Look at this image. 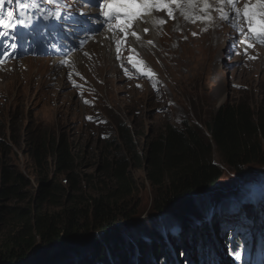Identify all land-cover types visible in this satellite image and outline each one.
<instances>
[{"label":"rangeland","instance_id":"1","mask_svg":"<svg viewBox=\"0 0 264 264\" xmlns=\"http://www.w3.org/2000/svg\"><path fill=\"white\" fill-rule=\"evenodd\" d=\"M204 1L207 7L211 5L209 0ZM245 1L250 2L251 5L255 0H238L236 9H232L228 5V12L233 11L230 21L221 20V15H219L220 17L213 18L215 22L206 27L201 28L199 26L201 30L208 29L212 32L215 30L222 31L225 25L229 32L225 36L218 35L213 39L211 50L208 51V53H211L208 58L209 63L204 58V53L202 57L197 54L200 47H197L194 52L195 47L191 43H186L182 47L181 45L178 46L180 50L178 54L181 58L163 55L169 47L175 45V42L178 45L177 40H180V42L186 41L187 37L185 32L182 31L181 25L185 18L192 16L191 14L182 13L180 17H177V14L172 17L163 16L164 22L157 25L155 23L156 26L144 31L140 37L141 43L139 42L137 48L139 50L134 55H132L133 52L130 54L129 45L125 40L119 43V50L117 49L114 54L106 53L104 42L100 44L95 41L90 42L92 44L89 43L87 50L90 51L91 56H88L87 60L82 51V55H78L77 62V66L95 86V89L88 93H76L75 89L66 82L62 69L59 66H52L53 61L49 59L50 56L48 55L35 57L28 54L21 57V55L11 53L0 55V164L18 171L27 180V185H23L21 188L20 196L1 203L19 207L29 206L30 202L33 201L31 198L36 186L35 177L52 172L49 164H46V167H38L30 158V153L25 151V146H14L11 140L23 141L22 139L26 137L25 133H27V137L33 135L44 139L46 146L49 147V138L55 136L57 132H63L73 145L72 152L77 164L76 173L81 181L79 190L82 193V198L94 193H102V190L105 192L111 186V179L109 175H106L109 167L104 164L110 161L114 155H116V158L124 155L130 164L129 175L133 178L135 186L132 193L120 202L128 203L126 208L133 206L132 203H136L139 205L138 207L141 206L137 215L138 218L134 219L136 221L134 231L149 230V227H153L155 220H161V215L151 222L147 220L153 217L152 214H154L150 213L149 206L156 189L146 179L143 164L138 165L137 159L133 157L132 150L130 147L125 146L124 138H120L118 130L119 115L122 114V118L128 123L130 134L133 132L136 134L137 141L134 143L140 148L137 150L139 156L143 155L147 143L151 139L159 137L167 125H175L180 128L185 124H189L191 127H199L205 131L203 122L213 116L226 102L230 104L247 102L255 112L260 111L264 119V61H253L257 48L264 54V44L259 43L252 36H248L247 43H242L245 40V34H247V23L242 17L241 20H238L240 16L236 18V10L242 11L246 4ZM238 5L241 6L238 7ZM221 8L223 10V6ZM158 11L163 12V4ZM235 18L240 27L244 29L245 34H242L237 27L238 25L234 23ZM145 26L143 25V28ZM172 28H175V31ZM153 36L154 39H152ZM205 38L207 36L202 39ZM138 39L136 38V40ZM249 44L251 47L248 46ZM143 45L148 46L149 50L144 52L146 49H142ZM110 48L109 46L107 50L112 51ZM137 53L141 56L140 60L145 65L133 58ZM24 54L26 53L22 55ZM197 55L198 60L196 59ZM91 57H93V60ZM129 57H132L131 62H129ZM16 60H18L20 70L15 71L14 68L2 69L1 65L3 63L7 62L6 65L10 66ZM250 61H253L254 64H250ZM145 76L164 79L165 81L163 80L161 85L164 90L161 91L150 78H145ZM104 77H106L105 81L103 80ZM143 78L149 81L145 84L146 86L139 81ZM28 81L30 82L28 83ZM44 93H46V97ZM55 93H62L64 96L55 98ZM260 113H256L255 120H260ZM106 141H108L107 144ZM212 156L214 161H219V157L215 152ZM47 160L45 162L50 163L49 157ZM244 164L245 166L242 168L244 174H249L247 177L259 179L247 183L243 186L244 189L261 190L262 186L258 184L263 183L260 174H264V143L261 145L258 158ZM231 176L237 177L232 170H224V179ZM54 177L51 176L50 179H54ZM59 177L64 178V175H59ZM48 179L47 177L46 180ZM66 192L70 195L79 194ZM262 198H264L263 195ZM260 199L254 196L251 203L254 204ZM61 201L63 202V196ZM263 204L264 199L260 200L258 205L260 206L262 218L264 217ZM80 205L85 208L86 212V205ZM232 206H223L220 208L223 211L219 210L218 214L208 215L202 220L209 216H214L215 219L225 218L226 223L232 225L233 231H239L241 223L245 225L251 223V220L258 214H256L258 210L254 209L252 211L250 204L243 207L241 204L235 203ZM44 207L48 209L45 210L48 212L58 210V206L45 205ZM226 208L229 209L225 211ZM241 215L246 218L243 216L241 219ZM9 218L11 219L10 223H5L1 227L0 238L6 229L13 226L15 218L14 216ZM140 223L144 226H141ZM173 224L175 223L168 226ZM211 229L213 233V228ZM178 232L181 233L178 234ZM178 232V238L184 237L183 242H185V245L181 243L180 239H177L180 248L183 249L189 261L199 259L202 260V264H212L210 258L215 261L217 258L215 252H211V254L204 257L199 253L202 243L195 245L196 238H199L200 241L204 239L203 241L208 244L207 234L202 239L200 234L192 228L187 237L183 235L182 229ZM212 233L210 232L212 237H218L217 235L213 236ZM224 233L225 235L228 234L223 232L220 236H223ZM242 236L240 235V237ZM210 240L214 242L212 238ZM222 246L224 248V245ZM226 248L228 252H225L224 255L230 252L229 245ZM220 250L225 249L217 251ZM166 251L165 256L173 258L171 255L174 252L173 247L168 248L167 246ZM176 251H179V248ZM84 254L83 252L81 255L69 257L64 262L75 260ZM142 255L144 256V254ZM190 255H194V258L192 259ZM66 257L68 256L63 258ZM112 260L115 261L113 258ZM46 261L44 260L38 264L64 263L58 261L55 257L51 258L50 261ZM147 261L150 260L147 259ZM106 262L108 263L109 260H106ZM219 263L227 264L223 258L219 259ZM161 264H163V261Z\"/></svg>","mask_w":264,"mask_h":264},{"label":"trees","instance_id":"2","mask_svg":"<svg viewBox=\"0 0 264 264\" xmlns=\"http://www.w3.org/2000/svg\"><path fill=\"white\" fill-rule=\"evenodd\" d=\"M256 113L259 114L260 111L255 112L247 102H226L203 122L205 131L189 124L180 128L167 125L159 137L147 143L142 157L137 152L140 148L134 143L137 141L135 132L130 134L129 125L120 114V138H124L125 146L130 147L138 165L143 164L146 179L156 189L149 210L157 215L147 220L151 222L157 219L158 213L166 209L171 215H186L198 204L195 201V190L215 182L222 175V167L238 170V166L258 158L264 143V119L260 113V120H255ZM25 134L23 141L12 139L13 145L25 146V151L30 153V158L38 167L49 164L52 172L35 177L36 186L31 198L33 201L29 206H10L1 202L20 196L21 188L27 185V180L18 171L0 164V230L5 223H10L9 217L15 218L13 226L6 229L0 238V264H20L37 259L54 245L63 247L77 244L88 234L82 251L71 255L56 254L54 257L64 262L67 258L84 252V255L63 264H155V261L165 259L167 246H172L174 256H167L165 260L171 264L175 260L181 264H189L190 261L178 241L180 239L185 245L184 237L178 238L177 232L182 229L185 237L191 232V228L196 233L201 229L205 232L206 224L202 218L211 215L206 205L196 217L168 224H158L155 220L153 227L148 226L149 230L134 231L136 221L131 220L139 214L141 206L132 203L133 206L126 208L128 203L120 202L132 193L135 186L129 175L130 164L124 155L121 154L119 158L114 155L104 164L109 167L106 175L111 179V186L105 192L102 190V193L82 198L71 140L63 132H57L49 138L47 147L44 139L33 135L27 137V133ZM214 152L219 161L213 160ZM48 157L50 163L45 162ZM59 175H64V178ZM51 176H55L54 179H50ZM262 185L264 186V182ZM66 191L79 194L70 195ZM244 193L246 191L234 195L236 200L231 198L230 206L241 200ZM80 204L86 205V212ZM45 205L58 206V210L45 211L48 210ZM218 212L219 210L214 209L213 214ZM226 221L225 218L215 219L211 228L226 232L229 227L224 226ZM172 223L175 224L168 226ZM195 224L198 225L193 226ZM222 225L223 228H220ZM177 248L179 251H176ZM64 256L68 257L63 258Z\"/></svg>","mask_w":264,"mask_h":264},{"label":"clouds","instance_id":"3","mask_svg":"<svg viewBox=\"0 0 264 264\" xmlns=\"http://www.w3.org/2000/svg\"><path fill=\"white\" fill-rule=\"evenodd\" d=\"M13 1L14 0H9L6 6L3 3L0 4V21H2L0 22V33H5V35H0V55L4 53L18 54L21 55V57L27 54L32 57L48 55L50 56L49 59L53 61L52 66H59L62 69L66 82L75 89L76 93H88L95 89V86L92 85L88 76L77 66L78 55L82 51L86 55V58L91 56L89 50L84 51L85 48L88 49L90 42H99V40L102 39L106 41V43L104 42L105 44L111 46L114 54L119 47V43L125 40L129 45L130 54L133 52L132 55H134L139 47V45H135V42L141 40L140 37L144 31L165 21L164 15L158 13L157 9H152L151 11L139 12V16L132 20L131 25L126 27L125 31H120L117 27L118 24L122 23L120 18L116 17L114 14L109 18L104 14L107 11L105 5L109 0H70L69 2L74 3L72 6L68 5V0H64L65 2L62 5H50L60 7L57 8L55 12L48 11V5L36 6L34 4H32L33 8L22 6L23 10H20L17 7L10 6ZM48 1L54 3V0ZM150 1L151 0H146L147 9L150 8ZM160 1L161 8L163 0ZM170 1L175 2L177 0ZM117 2H119V0H117ZM133 2L138 3L139 0H133ZM78 3H81L82 7H80ZM67 11L69 14L68 20L65 24L61 25L57 20L63 17V13L67 14ZM50 13L52 15H49ZM182 13L189 14L185 12L184 8L182 9ZM199 17L207 18L209 15H199ZM35 18L38 19V23H41L39 18L42 19L41 28L40 25L36 24L38 27L36 29L40 32H34V30L32 32H27L25 30H8L10 26L12 27L11 30H13L22 22L21 20H32V22H34ZM155 23L156 25H154ZM143 25H146L145 28H143ZM41 32L46 33L44 34ZM132 32H135L137 35L133 36L131 34ZM136 38L139 39L136 40ZM23 53L26 54L22 55ZM91 58L93 60V57ZM143 65H145V63ZM254 190L255 189L249 188L246 193L242 195V198ZM230 204L231 201L224 206H230ZM258 205L254 208L252 207V211L254 209L256 210V208L258 210V212H256V214H258H255L256 216L253 219L260 218L261 222H251L247 224L244 229L247 233L241 234L243 235L242 237L239 236L237 233L238 231L232 230L231 224H224V226H229L227 230H232L237 233V237H232L235 241L240 242L242 238L243 242L241 241L239 246L230 245L229 254L217 257L214 264H220V258H223L227 264H264V217H261L260 206ZM220 208L216 209V211L221 210ZM213 213L214 211L210 212V214ZM250 224H253V226H250ZM241 229L242 227L240 226L239 231ZM250 229L251 231H249ZM209 231L212 232L211 227ZM214 231L216 230H213V232ZM216 234L219 236L218 233ZM259 243L263 245L259 246ZM237 253L239 255H237ZM171 255L174 256L173 253H171ZM162 261L163 264H171L170 261L168 262L167 260L161 259L155 261V264H161ZM200 261L202 263V260ZM174 263L179 262L175 260Z\"/></svg>","mask_w":264,"mask_h":264},{"label":"bare ground","instance_id":"4","mask_svg":"<svg viewBox=\"0 0 264 264\" xmlns=\"http://www.w3.org/2000/svg\"><path fill=\"white\" fill-rule=\"evenodd\" d=\"M209 2H210V6L209 7H207V5H206V3H205V1L204 0H177V1H175V2H171L170 0H163V12H160V11H158V13H160V14H162V15H164V16H167V17H172V16H174L175 14H177V17H180L181 15H182V9L184 8L185 9V12H187V13H189V14H192V16L190 17L189 15V17L190 18H185L184 20H183V18H182V20H183V23H182V25H181V29H182V31H184L185 32V34H186V37H187V39H186V41H182V42H180V40H177V44L178 45H176V42H175V45L174 46H171V47H169L168 48V50H167V52L166 53H163V55H165V56H167V57H177V58H181V56L178 54V52L180 51L179 49H178V46L179 45H181V47H182V45H186V43H191L194 47H195V50H194V52L197 50V47H200L199 49H198V51H197V54L198 55H200L201 57H202V54L204 53V58L205 59H207V62L209 63V60H208V58H209V54H211V53H208V51H210L211 50V43H212V41H213V39L216 37V36H218V35H223V36H225V35H227L229 32H228V30L225 28V25H224V23H223V30L222 31H218V30H215V31H212V32H210V30H208V29H204V30H201L200 29V27L202 28V27H206L207 25H209L210 23H212V22H215L214 20H213V18H216V17H218L219 15H221V11H223V12H226L227 14H228V16H229V21H230V18L233 16V11L232 12H228V4L226 3V2H222V0H209ZM257 1L255 0L252 4H255ZM245 3H247V4H249L250 2H247V1H245ZM78 4H80V7H82V4L81 3H78ZM223 6V10H221L222 7ZM241 5H238V7H240ZM244 8V7H243ZM239 9V8H238ZM169 13H171V15H169ZM199 14H203V15H209V17L210 18H204V19H198V17H199ZM185 16V15H184ZM186 17V16H185ZM220 17V16H219ZM241 17L242 16H240V17H238V20H241ZM236 18H237V16H236ZM236 18L234 19V23L236 24V25H238V26H240L239 25V23H238V21L236 20ZM243 18V17H242ZM221 20H223V19H221ZM168 25V24H167ZM200 26V27H199ZM154 27V26H153ZM36 28H38L37 26H36V24H35V28H33V29H36ZM151 29V28H150ZM157 29H159V28H157ZM173 29V31H175V28H172ZM178 29V28H177ZM229 29V28H228ZM160 30V29H159ZM162 31V30H161ZM230 31V30H229ZM155 32V31H154ZM158 34V33H157ZM160 34V33H159ZM154 35V34H153ZM207 36V38H205V39H202L203 37H206ZM177 37V36H176ZM143 38V37H142ZM185 38V37H184ZM152 39H154V36H153V38ZM207 39V40H206ZM156 40V39H155ZM207 42H205V41ZM141 41V40H140ZM140 41H138V42H136V44L135 45H139V42ZM148 42H149V40H147ZM217 41V40H216ZM102 42H105L106 43V41H104V40H102V39H100L99 40V44L100 43H102ZM150 42H151V40H150ZM222 42V41H221ZM141 43V42H140ZM90 44H92V43H90ZM162 45V44H161ZM101 46V45H100ZM154 46H155V44H154ZM105 47V46H104ZM109 47V45L108 44H106V53H110V54H113V52L110 50V51H108L107 50V48ZM111 47V46H110ZM162 47V46H161ZM241 47V46H240ZM95 48V47H94ZM141 48V47H140ZM111 49V48H110ZM142 49H146L144 52H146V51H148L149 49H148V46H146V45H143L142 46ZM155 49V48H154ZM166 49V48H165ZM258 50H256V55H254V57H253V61H264V54L263 53H261V50L259 49V48H257ZM85 50H87V49H85ZM139 50V49H138ZM137 50V51H138ZM159 50V49H158ZM136 51V52H137ZM141 51V50H140ZM139 51V52H140ZM143 52V53H144ZM81 54V53H80ZM136 54V53H135ZM138 54V53H137ZM150 54V53H149ZM157 54V53H156ZM118 55V54H117ZM198 55H197V57H196V59L198 60L199 59V57H198ZM105 56V55H104ZM107 56V55H106ZM116 56V55H115ZM114 56V57H115ZM143 56V55H142ZM145 56V55H144ZM157 56V55H156ZM111 57H112V55H111ZM80 58V57H79ZM134 59H136L139 63H141V64H144L140 59H141V56L140 55H136V56H134L133 57ZM192 58V57H191ZM101 59V58H100ZM112 59V58H111ZM165 59V58H164ZM184 59V58H183ZM145 60V59H144ZM17 61L18 60H16L15 62L13 61L12 62V64L10 65V66H8V65H6L7 64V62H5V63H3L2 65H1V67H2V69L3 70H5L6 68H9V69H13L14 68V70L15 71H18V70H20V67H19V65H18V63H17ZM253 61H250L249 63L250 64H254V62ZM23 62V61H22ZM170 62V61H169ZM177 62V61H176ZM192 62V61H191ZM246 64H247V62H245ZM24 64V63H23ZM113 64V63H112ZM174 64V63H173ZM196 64V63H195ZM116 65H118V64H116ZM22 66V65H21ZM100 68V67H99ZM153 68V67H152ZM151 68V69H152ZM167 68V67H166ZM187 68V67H186ZM194 68V67H193ZM123 70V69H122ZM144 70V69H143ZM244 70H245V67H244ZM182 71V70H181ZM10 72V71H9ZM22 72V71H21ZM184 72V71H183ZM10 73H13V72H10ZM58 73V72H57ZM94 73H95V71H94ZM141 73V72H140ZM158 73V72H157ZM192 73V72H191ZM54 74V73H53ZM111 74V73H110ZM184 74V73H183ZM120 75V74H119ZM145 78H150L154 83H155V85L158 87V88H160L161 89V91L162 90H164V88H162L161 87V85H162V83H163V80H161V79H159V78H156V77H148V76H145ZM105 79H106V77H104V81H105ZM144 86H146L145 84L146 83H148L149 81L147 80V79H140L139 80ZM165 81V80H164ZM30 81H28V83H29ZM53 83V82H52ZM166 84V83H165ZM142 85V86H143ZM141 89V88H140ZM123 92V91H122ZM44 95H45V97H46V93H44ZM55 98H59V97H63L64 96V94H60V93H55ZM79 98V97H78ZM107 99V98H106ZM78 100V99H77ZM79 102V101H78ZM103 104V103H102ZM106 105V104H105ZM242 193V192H241ZM262 195L264 196V189H262V190H259V191H253V192H251V193H249V194H246L245 195V197H243L241 200H238V202H237V204H241V206H243L244 207V205H248V204H250L251 205V207H255V206H257L258 204H259V202H260V200H262V199H264V198H262ZM254 196H257V197H259V198H261L258 202H256V203H254V204H252L251 203V200H252V198L254 197ZM233 198V197H232ZM233 200L235 201L236 199H234L233 198ZM262 206V205H261ZM233 207V206H232ZM231 207V208H232ZM236 208V207H235ZM240 208V207H239ZM228 209V208H227ZM262 209V208H261ZM233 210V209H232ZM256 210H257V208H256ZM209 213V212H208ZM249 213V212H248ZM246 214L247 216L249 215V214ZM218 214V213H217ZM220 215V214H219ZM218 215V216H219ZM226 215V214H225ZM217 216V215H216ZM244 216V215H243ZM242 215L240 216L241 217V219H242V217H243ZM245 217V216H244ZM246 218V217H245ZM161 219H162V216H161ZM214 219H215V217L214 216H209V217H207L205 220H202V221H205V224H206V226L205 227H207L206 229H205V232L203 231V229L202 230H200V232H199V234H200V236L202 237V239L203 238H205L206 237V234H207V243L208 244H206L205 243V241H200L199 240V238L197 239L196 238V240H195V245H197L198 243H202V247H201V249L199 250V253L201 254V255H203L204 257L207 255V254H211V252H215L216 253V257H220L219 255H224L225 254V252H228V249L226 248L228 245L230 246V245H234V246H239V244H240V242L242 241V238L240 239V242H237V241H235V240H232L231 238H225V237H223V236H218V237H212L211 235H210V231H209V229H210V227L211 226H213L212 225V223H213V221H214ZM223 219V218H222ZM246 221V220H245ZM244 222V221H243ZM250 222V221H249ZM251 222L252 223H255V222H261V219L260 218H258V219H253V220H251ZM221 223V222H220ZM224 223V222H223ZM196 225H198V224H195V226ZM241 226H242V229H245V224H240ZM250 226H253V224H250ZM218 228H219V225H218ZM220 228H223V227H220ZM216 229V228H215ZM176 230V229H175ZM220 230H223V229H220ZM201 231H202V233H201ZM249 231H251V229L249 230ZM182 232V231H181ZM181 232H178V234L179 233H181ZM239 232V231H238ZM237 232V233H238ZM212 233V232H211ZM216 233H218V234H221L222 232H220L219 231V229L217 230V231H214L212 234H213V236H215V235H217ZM226 233H228V234H230V237H232V236H234V237H237V233H235V232H233L232 230H227L226 231ZM250 233V232H249ZM256 233H257V231H256ZM177 234V235H178ZM210 238H212L213 240H214V242H211V240H210ZM149 240V239H148ZM210 240V241H209ZM198 241V242H197ZM194 245V244H193ZM222 245H224V248H223V246ZM219 249H225V250H220V251H217V250H219ZM166 251V250H165ZM167 252V251H166ZM210 252V253H209ZM162 253V252H161ZM57 254H62V253H57ZM170 254V253H169ZM63 255V254H62ZM189 256V255H188ZM190 257L193 259L194 258V255H190ZM190 258V259H191ZM165 259H166V257H165ZM164 259V260H165ZM210 261H211V263L212 264H214L215 263V261L214 260H212V258H210L209 259ZM174 264H178V263H174Z\"/></svg>","mask_w":264,"mask_h":264},{"label":"water","instance_id":"5","mask_svg":"<svg viewBox=\"0 0 264 264\" xmlns=\"http://www.w3.org/2000/svg\"><path fill=\"white\" fill-rule=\"evenodd\" d=\"M243 166H245V164L238 166V170H234V169H229L227 166H224L221 168L222 171V175L213 183H211V185H206V186H201L198 187L195 192H194V196L196 197L195 201H198V204L196 205L195 209L194 207L192 209L189 210V214L187 215H180L181 217L177 216V215H171L168 213L167 209L158 213L159 215L162 216V219L159 220L157 223L158 224H167L169 222H173L175 220H179V219H187L190 217H196L199 213V211H202L203 207L205 206L206 209L209 210V212L214 211V209H218L222 206H224L225 204H227L228 202H230L232 199V197L236 194H240L241 192L247 191L246 189H244L247 183L249 182H253L255 180H259L257 178H252V177H247V175L249 174H244V170H242ZM224 170L226 171H231L234 173L235 176L237 177H233L231 176L228 179H224ZM264 174H260V179H262V182H264ZM263 177V178H262ZM262 184V183H261ZM243 187V188H242ZM191 196V195H190ZM194 209V210H193ZM150 211V210H149ZM150 213H152L150 211ZM157 215V213L152 214L153 217H155ZM150 217V218H153ZM135 218H138V216H136ZM132 218V221H135ZM127 221H130L127 220ZM134 227V226H133ZM135 228V227H134ZM133 228V229H134ZM89 235V234H88ZM88 235L85 236L84 239H82L81 241L77 242V244L72 243L70 246H53L52 248L48 249V252L44 255H42L41 257L37 258V259H30L25 263H20V264H38L44 260H47L49 258L54 257L57 253H62V254H66V255H71V254H75L79 251H82L85 248V244L87 243L86 239L88 237ZM1 264H9L7 262H3Z\"/></svg>","mask_w":264,"mask_h":264},{"label":"snow or ice","instance_id":"6","mask_svg":"<svg viewBox=\"0 0 264 264\" xmlns=\"http://www.w3.org/2000/svg\"><path fill=\"white\" fill-rule=\"evenodd\" d=\"M222 2H226L232 9H236L238 0H222ZM2 3L3 0H0V4ZM105 7L107 8V11L104 13L105 16L111 18L114 14L116 17L120 18L122 23L118 24L117 27L120 31H125V28L131 25L132 20L139 16L140 13L138 10L147 7V5L133 2V0H119V2H117V0H109ZM49 15L52 14L50 13ZM169 15H171V13H169ZM236 16H242L247 23V34L244 33L242 27L237 26L241 33L245 34V40L242 41V43H247L248 36H252L259 43L264 44V0H257L255 4L251 5L246 3L242 11L236 10ZM204 18L205 17H198V19ZM221 19L228 20V14L221 11ZM131 34L133 36L137 35L135 32ZM0 35H5V33H0ZM248 46L251 47L250 44ZM131 61L132 57H129V62ZM237 255L239 254L237 253Z\"/></svg>","mask_w":264,"mask_h":264},{"label":"built area","instance_id":"7","mask_svg":"<svg viewBox=\"0 0 264 264\" xmlns=\"http://www.w3.org/2000/svg\"><path fill=\"white\" fill-rule=\"evenodd\" d=\"M199 261H200L199 259H196V260L190 261L189 264H197V263L200 264L201 261L200 262Z\"/></svg>","mask_w":264,"mask_h":264}]
</instances>
